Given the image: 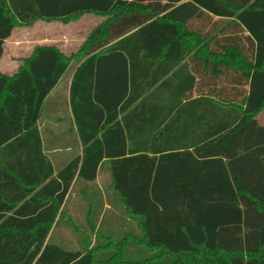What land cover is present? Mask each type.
<instances>
[{"label": "trees", "instance_id": "trees-1", "mask_svg": "<svg viewBox=\"0 0 264 264\" xmlns=\"http://www.w3.org/2000/svg\"><path fill=\"white\" fill-rule=\"evenodd\" d=\"M86 14L102 22L77 53L37 45L14 74L0 73L14 129L7 97L24 108L23 132L0 147V264H264V0H0V60L15 28ZM74 60L83 152L55 175L38 120ZM125 112L126 125L144 117L128 151L125 135L114 150ZM106 161L129 222L108 224L102 199L91 200ZM75 187L92 201L82 231L95 233L93 247L53 238ZM132 220L137 233L112 236ZM130 246L150 256L128 261Z\"/></svg>", "mask_w": 264, "mask_h": 264}, {"label": "crops", "instance_id": "crops-1", "mask_svg": "<svg viewBox=\"0 0 264 264\" xmlns=\"http://www.w3.org/2000/svg\"><path fill=\"white\" fill-rule=\"evenodd\" d=\"M86 18H92L94 20L93 25L85 29L86 34H88L93 27L102 22L101 18L92 14H86L82 19L84 20ZM50 24L57 25L58 23H47L46 21L40 20L35 22L30 27L15 28L3 46L4 52L0 60V73L5 75L14 74L21 65L20 59L29 57L32 54L33 48L37 45H54L58 47V49L64 54L76 52V50L71 49V47L75 45L76 42L79 43L81 39L76 41L77 39H75V36L66 32V26L63 25V30L59 35H55L53 37L46 36L44 31L46 26ZM80 64L81 62L76 63L69 75H67V73L70 70V67L68 68L58 84L45 99L42 113L38 120V129L41 136L43 153L51 162L55 175L68 162H70L75 157L82 155L83 152L81 140L79 138L70 105V88L73 76ZM6 105L9 108L10 113L17 120L19 127L18 129L11 127L5 119L4 113L0 111V147L10 139L23 132L21 122L24 116V108L22 104L17 103L11 98L7 97ZM126 113L128 112H125L118 117V120L121 121L120 124L124 131L123 133L118 132V136L121 138V140L119 143H117V145L114 146V150H123L124 143L122 142V136L125 135V146L126 150L128 151V148L130 147L128 140V135L130 133L129 129H135L139 132V127L141 126L140 118L143 119L144 117L143 114L140 115L137 113L132 117V120H134L132 121V124L130 123L129 125L128 123V125H126L127 123H124L122 120ZM263 113L264 111L259 114V117L257 116V119L264 126V123L261 121V116ZM71 136H73V139L69 138ZM107 163L108 162L106 161V164H103V166L99 168L95 184L90 186V190H93L91 200L93 199L95 204L99 206V201L102 199V203L100 204L102 206L101 218L106 211H109L111 219L108 221V224H114L116 222H120L122 224L125 217L121 211L122 209L120 208L118 199L112 194L110 190L111 178L108 169L109 164ZM102 174L105 176V180L104 178H101ZM107 190L110 194V198L108 200L106 197ZM79 192V188L75 187L70 193L68 199L64 201L61 210L63 211V216L61 218L59 217L56 224L54 225L58 229H65L66 226L71 224L72 222H69L70 218H72V221H75L76 223H79L78 221H82L86 225L87 214L88 210H90L89 206H92V201H88V199H86L82 193ZM91 208L93 209V207ZM99 222L100 220L98 223ZM55 241L60 244L57 240Z\"/></svg>", "mask_w": 264, "mask_h": 264}, {"label": "rangeland", "instance_id": "rangeland-1", "mask_svg": "<svg viewBox=\"0 0 264 264\" xmlns=\"http://www.w3.org/2000/svg\"><path fill=\"white\" fill-rule=\"evenodd\" d=\"M84 16H82L79 20L70 22L68 24H64V23L58 22V21H52V22H56L58 24L57 25L50 24V25L46 26V29L44 31L46 33V36L53 37L55 35H59L61 33V31L63 30L62 27L66 26V28H65L66 32H68L70 35L75 36V39H77L76 41L81 39V41L79 43L76 42L75 45H73L71 47V49H75L76 52L71 53V54L65 53L66 56H71V55L77 53L80 50V48L82 47V45L84 44V42L86 41L89 33L92 31L91 30L88 34H86L85 29L92 26L94 23V20L92 18H86L83 20L82 18ZM99 18H101V17H99ZM52 22H47V23H52ZM58 25H61V26H58ZM95 27H93V28H95ZM7 49H8V47H7ZM76 63H79V62L76 60L71 62L70 66H69L70 70L68 71L67 75H69L71 73V71L73 70ZM259 116L260 115H258V117ZM261 121L264 123V113L261 116ZM69 138L73 139V136H71ZM101 178L102 179L104 178V180H105V176L103 174H102ZM102 179H100V180H102ZM125 219H127V218H125ZM78 222H79L78 225H80V228H78V231L77 230L74 231L73 228L69 225L66 226L65 229H58L57 227L54 226L52 228V234H53L54 240H57L60 244H62L63 246H66L67 248H70V247L80 248L81 247L80 246L81 239L85 238L89 242V247L95 246V238H96L95 233L92 232L90 230V228H88L87 231L83 232L82 230L85 228V224L82 221L81 222L78 221ZM126 222H129L128 219ZM126 222L123 226H121L119 228H115L117 230V232L112 234V236H114L115 239L120 240V239H122L123 236H125V234L137 233V222L134 220H132V222L130 224H128ZM126 224H128V225H126ZM149 256H150V254L148 252H146L145 250L140 251L135 246H130L129 248L126 249L125 259L128 261H143L145 258H147Z\"/></svg>", "mask_w": 264, "mask_h": 264}]
</instances>
